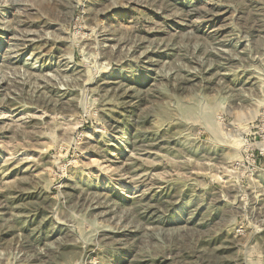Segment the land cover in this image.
Returning <instances> with one entry per match:
<instances>
[{
    "label": "rangeland",
    "instance_id": "obj_1",
    "mask_svg": "<svg viewBox=\"0 0 264 264\" xmlns=\"http://www.w3.org/2000/svg\"><path fill=\"white\" fill-rule=\"evenodd\" d=\"M0 264H264V0H0Z\"/></svg>",
    "mask_w": 264,
    "mask_h": 264
},
{
    "label": "bare ground",
    "instance_id": "obj_2",
    "mask_svg": "<svg viewBox=\"0 0 264 264\" xmlns=\"http://www.w3.org/2000/svg\"><path fill=\"white\" fill-rule=\"evenodd\" d=\"M54 44H55V43H54ZM52 45H53V44H52ZM52 45H51V46H52Z\"/></svg>",
    "mask_w": 264,
    "mask_h": 264
}]
</instances>
